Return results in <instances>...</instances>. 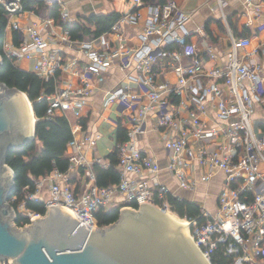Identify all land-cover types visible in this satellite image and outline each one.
<instances>
[{
	"label": "built area",
	"instance_id": "1",
	"mask_svg": "<svg viewBox=\"0 0 264 264\" xmlns=\"http://www.w3.org/2000/svg\"><path fill=\"white\" fill-rule=\"evenodd\" d=\"M131 1L137 5L135 11L123 14L109 31L88 40L72 39L63 29L54 35L52 43L38 22L24 26L13 23L20 44L15 47L5 41L7 55L14 59L19 55L36 58L32 71L55 80L54 91L43 95L48 100L47 117L64 116L73 133L67 148L68 171L55 170L36 179L35 191L27 197L42 202L46 211L51 206L65 208L90 230L99 227L96 212L101 208L152 204L170 213L167 197L174 195L170 188L161 183L148 184L142 178L146 171L157 173L161 168L137 143L146 131L148 117H153L154 129L168 132L167 169L182 189L197 188L198 181L191 175L197 166L226 174L216 211L201 205V215L188 219L194 243L211 264L218 250L232 259L230 264H264V135L253 123L255 106L264 97V70L255 62H247L245 55L240 56L241 50L251 56L247 51L251 38L231 34L226 63L209 67L200 53L188 56L185 24L190 15L174 0L156 4ZM0 3L11 18L24 13L21 0ZM143 6L148 10L145 17L140 12ZM256 7L259 9V5ZM129 27L137 31V44L130 40ZM47 34L53 35L52 31ZM62 45L80 52L86 60L66 58ZM208 56L214 57L212 53ZM112 69H120L124 77L106 92L103 104L108 109L117 105L118 122L128 125V139L117 144L120 181L102 187L92 173L86 187L77 190L71 172L91 166L84 147L100 138L85 131L84 109ZM171 71L173 78L167 76ZM65 72L71 78H64ZM210 109L217 122L206 130L203 116ZM226 120L230 123H224ZM215 139L220 140L210 149L208 144ZM212 174L202 173L199 180H209ZM16 198L9 200L12 206ZM25 201L17 209L13 206L15 223L18 214L29 219L23 226L45 215L28 210Z\"/></svg>",
	"mask_w": 264,
	"mask_h": 264
},
{
	"label": "crops",
	"instance_id": "2",
	"mask_svg": "<svg viewBox=\"0 0 264 264\" xmlns=\"http://www.w3.org/2000/svg\"><path fill=\"white\" fill-rule=\"evenodd\" d=\"M48 5L58 3L61 7V12L66 21H80L84 17L91 15L110 13L117 11L120 14L135 11L137 5L131 0H44ZM179 8L190 15L185 24V29L188 31L187 47L188 56L197 52L207 58V66L222 65L226 63L228 54L231 50V34L237 37L247 36L251 38V44L248 47V52L251 56H246V51L241 50V58L245 55L247 62H255L263 67L264 70V0H174ZM259 5V9H257ZM140 12L143 17L147 15V8L140 7ZM121 15V16H122ZM36 21L40 24L41 31L48 39L55 43L54 35L63 32V27L58 25L53 18H42L32 11H24V13L10 18L6 27L5 41L17 47L15 40L17 33L13 29V23L19 22L21 25H27ZM48 21H50L48 23ZM52 31V36L47 33ZM130 40L137 44V31L134 27L127 29ZM93 38V37H91ZM87 38L84 40H88ZM19 41V39H18ZM63 55L71 59L73 57L86 60V57L71 49L68 46L62 45ZM208 53L214 55L209 58ZM187 61L189 59H186ZM37 62L36 58H26L19 55L15 59V63L20 68L32 71L33 65ZM264 74V71H263ZM170 78L175 77L171 71L167 74ZM124 73L120 69H112L108 73L107 81L102 85L101 89L95 91L84 109L87 119L85 131L99 134L100 138L91 143H86L84 153L90 162L89 168H80L71 172L72 183L77 190H82L90 181V175L95 174L93 165L100 160V164L109 165L108 155L117 145V127L118 115L114 106L111 108L104 107V99L106 92L123 80ZM64 78H71L68 72L64 73ZM115 110V111H114ZM113 112L116 114L114 115ZM113 117H111V116ZM203 120L207 124L206 130L217 122L214 111L211 109L209 113L203 116ZM223 122V121H222ZM224 123H230L226 120ZM253 123L259 134L264 135V97L262 101L255 106L253 114ZM128 128V125H123ZM146 131L137 139L138 147L149 156L153 157L160 165V170L157 173L146 171L143 177L148 184H164L167 185L171 192L186 201L195 202L202 206H207L209 210L217 208L218 195L225 185L226 174L222 170H213L209 167L197 166L192 171V177L198 181L197 188L194 190L182 189L176 176L167 169L168 150L166 148V140L168 132L154 129L153 117H148L145 125ZM108 135V136H107ZM220 139H215L209 145L210 149H214L216 142ZM67 156V152H66ZM83 169V171H82ZM212 172L209 180H199L202 173ZM134 177V175H130ZM96 178V177H95ZM117 200H122L118 197Z\"/></svg>",
	"mask_w": 264,
	"mask_h": 264
},
{
	"label": "water",
	"instance_id": "3",
	"mask_svg": "<svg viewBox=\"0 0 264 264\" xmlns=\"http://www.w3.org/2000/svg\"><path fill=\"white\" fill-rule=\"evenodd\" d=\"M35 128L28 95L0 82V264H207L185 227L152 204L124 207L117 221L91 230L61 206L49 207L30 226L15 227L9 200L16 175L5 158L10 148L33 140Z\"/></svg>",
	"mask_w": 264,
	"mask_h": 264
},
{
	"label": "trees",
	"instance_id": "4",
	"mask_svg": "<svg viewBox=\"0 0 264 264\" xmlns=\"http://www.w3.org/2000/svg\"><path fill=\"white\" fill-rule=\"evenodd\" d=\"M156 4L164 3L167 0H145ZM24 11H32L42 18H53L58 25L69 31L72 39L84 40L101 33L107 32L121 17L117 11L110 13L91 15L80 21H66L58 3L48 5L44 0H21ZM11 18L9 11L0 3V55L3 63L0 67V82L9 87L24 91L33 104L36 116L35 138L29 141L24 147H12L6 154V162L15 172V201H11L17 209L24 200L26 208L35 212L45 214L46 208L40 201L32 200L28 194L35 191L36 179L51 174L55 170L66 172L69 169L70 161L66 156L68 143L73 139L72 127L64 116L47 117L48 100L43 97L50 94L56 87L54 79H45L33 71H27L16 65L15 59L9 57L5 51L6 27ZM17 33V32H16ZM19 35L15 44L19 45ZM84 128L87 126V119H83ZM117 144L128 139V129L120 122L117 127ZM109 165L104 166L95 162L96 183L99 186L107 187L117 184L120 181L121 170L119 167L117 145L108 155ZM83 171V169H82ZM11 200V199H10ZM168 203L172 211L178 216L187 219L198 218L201 215V205L189 202L174 195H168ZM134 208H139L137 203H132ZM120 207L109 209L101 208L96 212L99 226H106L118 220ZM29 219L18 214L16 223L23 226ZM212 264H230L232 259L218 250L211 259Z\"/></svg>",
	"mask_w": 264,
	"mask_h": 264
},
{
	"label": "bare ground",
	"instance_id": "5",
	"mask_svg": "<svg viewBox=\"0 0 264 264\" xmlns=\"http://www.w3.org/2000/svg\"><path fill=\"white\" fill-rule=\"evenodd\" d=\"M168 217L171 218V219H173L174 221L178 222L179 224H181L182 227H185L184 232H185L187 238L190 240V242L193 244V246H194V247L197 249V251L200 253V255L202 256V258L204 259V261H205L207 264H211L210 261H209V259L207 258V256H206V255H205V254L199 249V247L194 243L193 239H191L192 236H191L190 232H189L190 236H189V234L186 233V232H187L188 221H187V220H184V219H181V218H179V217H177V216H175V215H172V214L170 215L169 213H168ZM188 230H189V229H188Z\"/></svg>",
	"mask_w": 264,
	"mask_h": 264
},
{
	"label": "rangeland",
	"instance_id": "6",
	"mask_svg": "<svg viewBox=\"0 0 264 264\" xmlns=\"http://www.w3.org/2000/svg\"><path fill=\"white\" fill-rule=\"evenodd\" d=\"M116 107H117V105L114 106V109H116ZM114 111H115V110H114ZM116 113H117V111H116ZM113 114L116 115L114 112H113ZM117 115H118V114H117ZM110 116H111V115H110ZM111 117H113V116H111ZM107 136H108V135H107ZM261 169L263 170V169H264V166H262ZM200 205H201V204H200ZM206 208H207V206H206ZM207 209H208V208H207ZM216 209H217V208H216ZM215 211H216L215 209H214V210H213V209L210 210V212H215ZM169 214H170V215H171V214H172V215H175V216H177V217H179V218H181V219H184V220H187V221H188V219H185V218H182V217L178 216L176 213H174V212L171 211V210H170V213H169ZM12 221H14L13 218H12ZM13 223L15 224V227H18L17 224H16L15 222H13ZM30 225H31V224H30ZM30 225H26V226H30ZM188 227L190 228V226L187 225V232H186L187 234H189V232H190V230H188V229H189ZM18 228H19V229H21V228H25V226H23V227H18ZM189 236H190V234H189ZM191 239H192V238H191Z\"/></svg>",
	"mask_w": 264,
	"mask_h": 264
},
{
	"label": "flooded vegetation",
	"instance_id": "7",
	"mask_svg": "<svg viewBox=\"0 0 264 264\" xmlns=\"http://www.w3.org/2000/svg\"><path fill=\"white\" fill-rule=\"evenodd\" d=\"M32 224V223H31ZM5 263H8V262H5Z\"/></svg>",
	"mask_w": 264,
	"mask_h": 264
}]
</instances>
